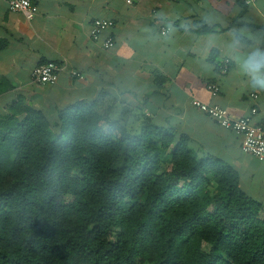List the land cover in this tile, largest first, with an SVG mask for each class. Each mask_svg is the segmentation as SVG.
<instances>
[{"label": "trees", "instance_id": "trees-1", "mask_svg": "<svg viewBox=\"0 0 264 264\" xmlns=\"http://www.w3.org/2000/svg\"><path fill=\"white\" fill-rule=\"evenodd\" d=\"M262 212L173 128L133 132L96 100L0 114V264H264Z\"/></svg>", "mask_w": 264, "mask_h": 264}, {"label": "crops", "instance_id": "crops-1", "mask_svg": "<svg viewBox=\"0 0 264 264\" xmlns=\"http://www.w3.org/2000/svg\"><path fill=\"white\" fill-rule=\"evenodd\" d=\"M31 1L38 13L28 21L0 0V41L6 42L0 51V114L18 97L51 120L79 100H96L133 132L145 122L173 128L188 136L199 156L230 164L264 216V159L243 152L240 135L191 104L196 98L234 117L248 115L255 105L254 121L261 120L264 89L251 86L236 57L264 51V0ZM94 19L114 22L97 41L90 35ZM164 26L170 29L166 35L160 32ZM108 36L115 44L105 49ZM222 59L231 63L225 75L216 69ZM48 61L62 65L58 80L33 81L34 67ZM210 83L219 86L217 95L207 90Z\"/></svg>", "mask_w": 264, "mask_h": 264}, {"label": "built area", "instance_id": "built-area-1", "mask_svg": "<svg viewBox=\"0 0 264 264\" xmlns=\"http://www.w3.org/2000/svg\"><path fill=\"white\" fill-rule=\"evenodd\" d=\"M8 3V7L11 11L21 13L26 20H32L38 13V7L31 0H3ZM131 4V0H125ZM255 0H244L246 5H251ZM114 22L106 19H94L91 23L90 35L91 38L97 41L100 34L111 28ZM169 27L164 26L160 32L162 35L169 33ZM115 40L113 37L108 36L102 43L105 49L113 47ZM231 63L229 59H222L219 64V74L225 75L229 72ZM62 70V65L57 62L48 61L38 64L32 71L33 81L41 84L54 83L58 80L59 73ZM72 76H76L80 79L83 78L81 74L76 71H71ZM207 90L212 95L219 93V86L215 83L207 85ZM251 98L256 100L258 98L257 93H252ZM192 106L200 110L202 113L213 119L219 126L224 129L230 130L242 137V151L256 157L258 160L264 159V115L260 121H254V117L258 114V108L253 105L248 115L242 117H234L227 109L218 105H211L202 102L199 99H192Z\"/></svg>", "mask_w": 264, "mask_h": 264}, {"label": "clouds", "instance_id": "clouds-1", "mask_svg": "<svg viewBox=\"0 0 264 264\" xmlns=\"http://www.w3.org/2000/svg\"><path fill=\"white\" fill-rule=\"evenodd\" d=\"M236 59L239 70L249 77L251 86L264 89V51L255 50Z\"/></svg>", "mask_w": 264, "mask_h": 264}, {"label": "rangeland", "instance_id": "rangeland-1", "mask_svg": "<svg viewBox=\"0 0 264 264\" xmlns=\"http://www.w3.org/2000/svg\"><path fill=\"white\" fill-rule=\"evenodd\" d=\"M205 248L207 249V248H208V246H207V245H205Z\"/></svg>", "mask_w": 264, "mask_h": 264}]
</instances>
